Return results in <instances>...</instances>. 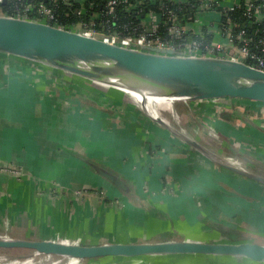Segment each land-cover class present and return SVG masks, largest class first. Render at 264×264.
<instances>
[{
  "label": "water",
  "instance_id": "obj_1",
  "mask_svg": "<svg viewBox=\"0 0 264 264\" xmlns=\"http://www.w3.org/2000/svg\"><path fill=\"white\" fill-rule=\"evenodd\" d=\"M0 57L122 99L210 163L264 186L262 164L240 154L258 169L232 164L148 107L150 101L169 109L205 103L264 106V71L188 51L123 48L12 16H0ZM148 93L154 100L143 99ZM88 103L103 108L94 99ZM214 229L231 234L223 226ZM239 263L264 264V244L214 242L177 225L146 206L111 170L0 115V264Z\"/></svg>",
  "mask_w": 264,
  "mask_h": 264
},
{
  "label": "crops",
  "instance_id": "obj_2",
  "mask_svg": "<svg viewBox=\"0 0 264 264\" xmlns=\"http://www.w3.org/2000/svg\"><path fill=\"white\" fill-rule=\"evenodd\" d=\"M224 2L233 6L242 0ZM204 18L205 22L220 20L218 14H207ZM4 63L0 64V115L24 130L50 136L76 155L111 170L146 206L177 225L207 236L214 242L248 240L264 244V186L243 180L210 163L195 150L181 146L166 130L146 120L143 114L123 106L121 113L116 115L106 108H94L88 103L89 96L62 87L58 89L60 85L54 89L50 80L42 75L39 84L46 95L44 103L47 106L49 102L59 107L70 102L94 111L88 117L87 130L82 133L89 135L88 140H78L76 146L70 147L58 134H48L42 125L37 124L34 111L29 106L31 97L28 95L32 91L26 84L29 79L13 77L16 72L10 70L13 63ZM194 106L189 107L201 113L205 126L188 136L213 151L233 147L243 151L251 161L264 162V106L238 102L229 104L221 112L209 103ZM117 114L123 121H119ZM44 115V121L49 120L52 125L64 128L65 116L59 113L51 116L48 112ZM111 119L116 125L112 130L107 127ZM64 132L62 134L67 136L71 131L64 129ZM78 144L86 147L80 148ZM210 145L215 148H210ZM216 226L228 228L227 232L231 234L216 231ZM249 232L252 235H247Z\"/></svg>",
  "mask_w": 264,
  "mask_h": 264
},
{
  "label": "built area",
  "instance_id": "obj_3",
  "mask_svg": "<svg viewBox=\"0 0 264 264\" xmlns=\"http://www.w3.org/2000/svg\"><path fill=\"white\" fill-rule=\"evenodd\" d=\"M9 0H0V16H12L17 18H23L27 20H36L44 22L52 26H58L56 12L52 7H49L43 2H39L37 5L27 3L26 0H19L15 11L12 14L4 11L3 5ZM56 1V0H54ZM73 2H80L83 0H71ZM146 0H140L138 7L142 6ZM154 3L160 4V13L148 14L147 18L141 22V29L134 30L133 32L122 35L117 32H103L95 28L94 23L84 24L80 23L75 29L71 31H79L85 33L94 38L103 40L106 43L120 46L129 49H146L153 48L159 49H175L184 52H191L202 57L211 58H223L231 59L239 62L246 63L254 68L264 71V40L260 42L261 54L253 55L251 48V38L248 32L243 30L236 38L233 37L231 29L222 25L221 12L215 10V7L221 8L224 12L228 9L232 10L237 5H228L224 0H206L204 4L199 8V14L195 20L191 23L182 24L179 21V16L175 11L171 10L170 6L174 4L187 2H175L173 0H150ZM258 3L248 2V18L254 19L258 23L264 21V0H257ZM168 2L170 3L168 5ZM118 0H110L108 3V15L115 16V7L118 5ZM207 14H218L220 20L205 22L204 16ZM34 15L37 18L33 17ZM232 23L231 19L227 21V25L230 27ZM62 27V26H58ZM65 28V27H62ZM225 28V30H224ZM66 29V28H65ZM165 29L169 37L162 34V30ZM214 37L211 43H207L201 36L204 33L203 30ZM69 30V29H68ZM193 35L201 37L199 40L188 42L186 36ZM235 39L241 45L235 43ZM179 46L177 47V45ZM254 61L253 63H251ZM219 110H225L226 108H218Z\"/></svg>",
  "mask_w": 264,
  "mask_h": 264
},
{
  "label": "trees",
  "instance_id": "obj_4",
  "mask_svg": "<svg viewBox=\"0 0 264 264\" xmlns=\"http://www.w3.org/2000/svg\"><path fill=\"white\" fill-rule=\"evenodd\" d=\"M110 0H83L73 2L71 0H26L27 3L37 5L39 2H43L49 7H52L57 16V25L65 27L66 29L73 30L80 23L90 24L94 23L97 30L103 32H117L122 35H127L134 30L141 29V22L145 20L150 13H160V4L154 3L150 0H146L144 4L138 7L140 0H118V5L115 7V16L108 15V3ZM168 1V0H164ZM206 0H188L187 2L174 4L170 6L171 10L179 16V21L182 24L191 23L195 20L199 14V8ZM19 0H9L3 5L4 11L12 14L15 11ZM258 3L257 0H242L237 4L234 9L226 10L225 12L218 7L215 10L220 11L221 23L223 26L230 28L232 35L236 38L243 30L248 32L251 38V50L253 55H260L262 50L260 42L264 40V21L262 23L256 22L254 19H249L247 3ZM170 3L168 2V5ZM34 18L37 16L34 15ZM231 19L232 23L230 27L227 25V21ZM203 30L202 39H205L207 43H211L214 37ZM225 30V28H224ZM162 34L169 37L165 29L162 30ZM193 35L186 36L188 42L201 39ZM237 45L239 42L235 39ZM178 44V43H177ZM179 44L177 45V47ZM252 61L251 63H253Z\"/></svg>",
  "mask_w": 264,
  "mask_h": 264
},
{
  "label": "rangeland",
  "instance_id": "obj_5",
  "mask_svg": "<svg viewBox=\"0 0 264 264\" xmlns=\"http://www.w3.org/2000/svg\"><path fill=\"white\" fill-rule=\"evenodd\" d=\"M7 58L8 57H6V58L0 57V64L4 63L5 61H7L9 59L14 60V58H8V59ZM11 62L13 64H10ZM20 62L15 60V61H9V62H5V63L10 64V66H11L10 70L12 69L13 71H16L17 76H23V77H27V79H29L26 82V84L29 85L28 88H31V90H32L31 94L28 95L29 97H31L29 106L34 111V115L36 116L35 119L37 121V124L42 125V127H44V129H46L45 131H48V134L50 132L51 133L54 132L55 134H58L59 135L58 137L60 139L64 140L66 143H68L70 145V147L76 146V144L78 143V140H81V139L88 140L89 135H82V133L85 130H87V129H85V127L89 123L88 117L92 113L94 114V111L91 108L90 109L79 108L75 105H72L70 102L68 104L63 103V105L60 107L57 106L55 103L49 102L48 106H47L44 103L46 95H45V93H43V87L39 84L40 80H42L41 79L42 75H45L46 79L50 80V84L54 87V89L58 88L60 85V87L58 89L63 88L64 90H69V91L74 90L75 92H80L86 96H89L91 99L96 100L103 108H106L107 111H108V109L113 111V113H115V115H116V113H119V114L121 113V110H123V108H121L122 106L127 107V108H129V110H132L134 112H136L137 110L139 111V108L133 107L129 104L124 103V101H122V99L116 100V97H114L113 95H109L108 93H107L108 95L98 94L97 92H94L91 89L89 91L88 90L89 88H85L84 86H82L80 84L76 85L72 79H68V78L66 79L63 77H61L62 79H59V77L56 76V74L46 73L45 70H43L41 67H39L35 64L32 65L31 63H28V62L26 64H24L23 62H21V63ZM14 76H15V74H13V77ZM74 85H76V87ZM167 108L168 109H161L162 115H164V117L168 118L170 120V122L174 123L177 127L179 126L178 129L181 130L184 134H186V135L192 134L193 135L197 131L203 130L205 123H202V121H201L202 118H200L201 115H199L201 113H199L198 110H195V109L192 110L193 108H191L189 106H180V105L175 106L173 109H169L170 106H167ZM41 111L43 112L42 118H41ZM221 111H223V110H219V112H221ZM45 112H48V114H50L51 116L57 115V113L61 114L62 116H65L66 120L64 122L65 123L64 128H58L55 126V124L52 125V123L49 120L44 121L46 118V116L44 115ZM37 113H39V114L36 115ZM117 117H119L118 114H117ZM119 121L120 122L123 121V120H121V117H119ZM108 123H109V126H107V127L110 128L111 130H112V128H114V126H116L115 123L112 121V119L109 120ZM202 126H203V128H202ZM196 127H198V128H196ZM181 128L184 130H182ZM64 129H65V131L70 130L71 131L70 135H67V136L63 135L62 133H66V132H64ZM76 136L79 138H77ZM177 143H179V142L177 141ZM180 145L184 146L181 143H180ZM83 146L84 145H81V144L79 145L80 148H83ZM84 147H86V146H84ZM209 147L215 148L214 146H211V145ZM214 151L217 152L218 155L225 157L230 163L233 162L238 166L247 167L251 171H255L258 169V168H255V166H253V165L247 164L246 162H244V160H242L241 158L238 157V154L244 155L243 151H238L237 149L234 150L233 147H231V149H230V148H228V146H227L226 150L222 149V150L216 151V149H214ZM254 161H256V160H254ZM256 163H261L264 166V162L256 161ZM247 235H252V234L249 232V233H247Z\"/></svg>",
  "mask_w": 264,
  "mask_h": 264
},
{
  "label": "bare ground",
  "instance_id": "obj_6",
  "mask_svg": "<svg viewBox=\"0 0 264 264\" xmlns=\"http://www.w3.org/2000/svg\"><path fill=\"white\" fill-rule=\"evenodd\" d=\"M128 93L130 94L131 92H128ZM128 96H129V95H128ZM146 96H148V97L146 98V97L143 96V99H144V100H146V99H148V101H149V100H154L153 97H152V95H151L150 93L146 94ZM144 102H145V101H144ZM167 106H169V105H165V104H163V103H161V104H159V103H152V101H150V103H148V107L151 108V110H152L151 112H152V114H153L155 117H156V116H158V117L162 116L161 109H166Z\"/></svg>",
  "mask_w": 264,
  "mask_h": 264
},
{
  "label": "flooded vegetation",
  "instance_id": "obj_7",
  "mask_svg": "<svg viewBox=\"0 0 264 264\" xmlns=\"http://www.w3.org/2000/svg\"><path fill=\"white\" fill-rule=\"evenodd\" d=\"M9 61H13L12 59H9V60H7V61H5V62H9ZM4 64H6L7 65V63H4ZM13 66V65H12ZM13 71V70H12ZM15 76H17L16 75V72H15ZM188 135V134H187Z\"/></svg>",
  "mask_w": 264,
  "mask_h": 264
}]
</instances>
